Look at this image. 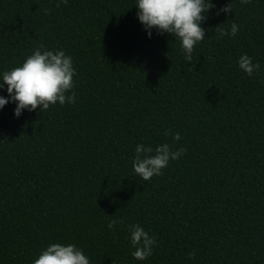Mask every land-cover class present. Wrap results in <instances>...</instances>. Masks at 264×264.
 Returning a JSON list of instances; mask_svg holds the SVG:
<instances>
[{
  "label": "trees",
  "instance_id": "obj_1",
  "mask_svg": "<svg viewBox=\"0 0 264 264\" xmlns=\"http://www.w3.org/2000/svg\"><path fill=\"white\" fill-rule=\"evenodd\" d=\"M56 2L0 0V77L41 44L76 71L74 104L0 109V264H32L51 243L90 264H264V0H210L191 63L174 37H148L136 0ZM162 143L186 152L135 177L136 146ZM132 224L156 237L146 260L131 255Z\"/></svg>",
  "mask_w": 264,
  "mask_h": 264
},
{
  "label": "clouds",
  "instance_id": "obj_2",
  "mask_svg": "<svg viewBox=\"0 0 264 264\" xmlns=\"http://www.w3.org/2000/svg\"><path fill=\"white\" fill-rule=\"evenodd\" d=\"M251 0H240L241 4H249ZM68 0H57L55 7L61 4L67 5ZM137 18L143 29L151 38L152 30L158 34L167 33L180 42V49L186 62L191 63L195 46L204 40L205 29L201 27L206 21L207 13L215 5L210 0H136ZM45 15L50 13L44 8ZM232 13V4L218 9L216 15ZM239 30L237 24L231 25L230 31L215 28L217 39L224 36L234 37ZM238 67L247 76L251 77L260 70L259 63H253L247 54L240 56ZM76 71L73 67L71 56L65 54L64 50H44L41 44L22 64L4 71L0 77V89L6 91L8 97L0 96V109L10 102L15 103L14 117H19L23 110L29 112L36 110H47L51 105L57 103L74 104L76 93L73 91ZM165 136H172L173 141L181 139L179 133H173L169 128L164 132ZM186 149L173 150L168 143L157 145L155 149L151 146L138 144L135 148L132 170L135 177L143 181H149L154 176L162 175L170 160H178ZM120 223L117 219L108 222V229L112 230ZM130 246L135 250L131 252L135 260L143 261L150 257L156 245V237L150 236L138 224L129 226ZM195 251L188 253L189 259H195ZM32 264H90V259L82 249L75 244L51 243L43 249Z\"/></svg>",
  "mask_w": 264,
  "mask_h": 264
}]
</instances>
